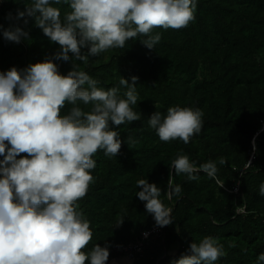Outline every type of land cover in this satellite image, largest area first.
I'll return each instance as SVG.
<instances>
[{
  "label": "trees",
  "instance_id": "16d2710c",
  "mask_svg": "<svg viewBox=\"0 0 264 264\" xmlns=\"http://www.w3.org/2000/svg\"><path fill=\"white\" fill-rule=\"evenodd\" d=\"M28 3L0 0V71L24 68L59 51V45L35 26L34 18L16 19V10L24 11ZM57 7L62 18L67 5ZM13 26L27 32V38L20 43L5 40L2 31ZM155 31L161 40L152 50L138 40L144 37H137L125 48L89 57L87 64L72 61L105 89L118 86L120 77L129 82L131 76L138 77L139 100L133 108L141 114L130 124L110 122L120 132L116 157L105 156L103 150L94 156V183L77 201L92 230L83 250L96 243L107 245V264L120 256L113 249L135 242L141 231L159 227L135 195L136 181L146 179L160 187V198L172 208L174 221L147 238L132 264H172L187 254L191 242L204 236L224 245L226 255L215 264H255L256 256L264 252V196L258 194L264 182V0H198L195 20L187 27ZM53 62L61 74L71 69V62ZM175 104L204 113L201 132L187 144L179 139L160 141L147 124L153 111L166 113ZM70 107L66 103L61 114ZM178 152L187 154L197 167L224 158L223 166L217 164L223 185L203 171L195 181L176 175L171 161ZM176 184L182 193L168 199L169 186Z\"/></svg>",
  "mask_w": 264,
  "mask_h": 264
},
{
  "label": "clouds",
  "instance_id": "9594fccd",
  "mask_svg": "<svg viewBox=\"0 0 264 264\" xmlns=\"http://www.w3.org/2000/svg\"><path fill=\"white\" fill-rule=\"evenodd\" d=\"M197 3L29 0L24 11L16 10V19L34 18L35 26L59 45V51L24 68L0 71V264H106L107 245L96 243L83 250L92 239V230L77 201L94 183L91 170L96 167L97 151L103 150L109 158L119 152L120 132L110 122L121 126L141 119L133 108L139 100L138 77L131 76V82L120 77L118 86L105 89L72 61L87 64L89 57L125 48L127 41L137 37H144L138 40L152 50L161 40V33L154 29L187 27L195 20ZM54 5H67L62 18L60 7ZM10 17L11 13L6 18ZM2 36L20 43L28 33L13 26L4 29ZM84 48L86 52H82ZM53 60L71 62V69L61 74ZM66 103L71 107L61 114ZM203 116L198 107L175 104L166 113L153 111L147 124L160 141L179 139L187 144L201 132ZM225 163L221 157L197 167L183 152L171 161L176 175L186 174L187 180L195 181L203 171L220 186L224 181L218 178L217 164ZM136 185L139 191L135 195L145 202L146 212L160 229L155 234H160V227L174 221L172 208L162 202L161 189L155 183L138 179ZM181 193V185L176 184L169 186L166 195L171 199ZM258 194L264 196V182ZM225 255L222 243L204 236L198 243L191 242L187 254L172 264H215ZM255 264H264V252L256 256Z\"/></svg>",
  "mask_w": 264,
  "mask_h": 264
},
{
  "label": "built area",
  "instance_id": "2783aa9c",
  "mask_svg": "<svg viewBox=\"0 0 264 264\" xmlns=\"http://www.w3.org/2000/svg\"><path fill=\"white\" fill-rule=\"evenodd\" d=\"M160 229L158 227H154L152 229L141 231L140 238L135 242L127 243L126 245L119 246L116 248V252L128 259L134 261L137 257H139L146 246V240L152 233H159Z\"/></svg>",
  "mask_w": 264,
  "mask_h": 264
},
{
  "label": "crops",
  "instance_id": "0c3cea01",
  "mask_svg": "<svg viewBox=\"0 0 264 264\" xmlns=\"http://www.w3.org/2000/svg\"><path fill=\"white\" fill-rule=\"evenodd\" d=\"M107 264H132V263L130 262V260L125 259L124 257L122 258L121 256H118L112 259Z\"/></svg>",
  "mask_w": 264,
  "mask_h": 264
},
{
  "label": "bare ground",
  "instance_id": "6f19581e",
  "mask_svg": "<svg viewBox=\"0 0 264 264\" xmlns=\"http://www.w3.org/2000/svg\"><path fill=\"white\" fill-rule=\"evenodd\" d=\"M0 159H3V157H2V156H0ZM113 251H114V252H116V250H114V249H113ZM116 253H117V252H116Z\"/></svg>",
  "mask_w": 264,
  "mask_h": 264
},
{
  "label": "water",
  "instance_id": "95a60500",
  "mask_svg": "<svg viewBox=\"0 0 264 264\" xmlns=\"http://www.w3.org/2000/svg\"><path fill=\"white\" fill-rule=\"evenodd\" d=\"M130 262L132 263V260H130Z\"/></svg>",
  "mask_w": 264,
  "mask_h": 264
}]
</instances>
